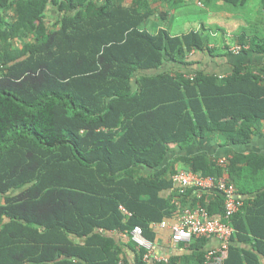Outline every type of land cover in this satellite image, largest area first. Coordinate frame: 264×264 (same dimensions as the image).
Segmentation results:
<instances>
[{"label": "trees", "instance_id": "1", "mask_svg": "<svg viewBox=\"0 0 264 264\" xmlns=\"http://www.w3.org/2000/svg\"><path fill=\"white\" fill-rule=\"evenodd\" d=\"M124 1L0 0V264H129L126 248L144 264L136 226L155 241L153 224L177 218L189 201L205 206L193 189L179 205L161 196L178 172L163 166L171 146L216 135L247 144L264 123L261 74L242 64L223 77L193 69L192 51L214 52L206 34L152 33L143 27L150 1ZM26 37L33 41L15 47ZM170 63L177 68L163 70ZM228 158L226 168L204 154L187 163L239 195L256 194L230 218L225 264H262L264 156ZM207 209L227 221L219 192ZM205 245H189L196 264Z\"/></svg>", "mask_w": 264, "mask_h": 264}, {"label": "crops", "instance_id": "2", "mask_svg": "<svg viewBox=\"0 0 264 264\" xmlns=\"http://www.w3.org/2000/svg\"><path fill=\"white\" fill-rule=\"evenodd\" d=\"M152 5V15L145 20L143 27L152 33L161 29L168 30L172 35H183L190 31L202 32L209 38L210 47L214 50L209 52L192 51L189 60H193L196 70H203L207 76H226L232 72L234 65L242 64L252 68L254 72L264 74V52L251 49V44L257 42L264 45V0H149ZM133 0H125V5H131ZM55 14V13H54ZM245 39L248 47L240 52L233 51L236 45H242ZM32 37L13 41L15 47L23 48L25 42H32ZM174 63L167 64L163 70L176 69ZM193 75V74H192ZM260 129L255 133L252 140L247 144L225 145L224 137L216 135L213 137L197 138L186 147L172 145L163 166L173 163L176 170L193 171L190 169L187 158L197 155H207L212 159L231 156L235 152L257 153L264 156V123L259 125ZM142 173L150 174L155 170L148 167H140ZM215 177V176H206ZM199 200L204 198L205 206L209 205L214 198V190L199 191L193 189ZM164 198L174 196L177 198L176 186L161 192ZM240 197L246 201L254 199L256 194ZM191 201L186 205L190 206ZM198 203H201L199 201ZM246 204V203H245ZM203 205V204H202ZM177 218L167 219V224H174ZM156 231V240L153 241L154 249L144 264H166L157 257H166L168 264H196L194 250L189 247L192 242L176 243L172 240V232L160 223L153 224ZM264 232V227H262ZM111 234L122 239H128V232L111 231ZM134 241V240H133ZM135 242V241H134ZM136 244V242H135ZM220 241L216 237L206 238V245L202 249L209 251L217 248ZM250 249L251 243L241 244ZM264 245V241H263ZM137 246V244H136ZM137 249L138 246H137ZM125 257L129 264H136V253L130 248L125 249ZM173 260V261H172ZM122 263V262H121ZM264 264V257L262 258Z\"/></svg>", "mask_w": 264, "mask_h": 264}, {"label": "built area", "instance_id": "3", "mask_svg": "<svg viewBox=\"0 0 264 264\" xmlns=\"http://www.w3.org/2000/svg\"><path fill=\"white\" fill-rule=\"evenodd\" d=\"M247 48L244 45H236L233 47V51L240 52ZM3 68L4 65L0 62V75ZM261 76L264 79V74H261ZM190 77H193V75H190ZM216 162L219 166L226 168L229 158L228 156L221 157ZM173 180L179 195L174 198L176 205L180 204L181 197L189 189H197L199 191L214 190L222 194L224 197V217L227 221H223L221 217L211 216L207 207L198 203L196 207L183 206L174 224H167L163 221L160 222V225L171 230L172 240L176 243L192 242L198 238L216 237L220 241V245L207 251L202 264H225L232 236L235 233L230 218L245 206L244 200L237 193L236 186L226 179L206 177L199 172L186 170H179L175 173ZM130 234L138 248L146 250L144 259L148 260L151 253H153V241L143 235V229L140 226H136ZM156 260H162L166 264L169 263V259L166 257H157Z\"/></svg>", "mask_w": 264, "mask_h": 264}, {"label": "rangeland", "instance_id": "4", "mask_svg": "<svg viewBox=\"0 0 264 264\" xmlns=\"http://www.w3.org/2000/svg\"><path fill=\"white\" fill-rule=\"evenodd\" d=\"M54 13H55V12L52 10L51 12H49V15H50V14L54 15ZM53 18H54V17H53Z\"/></svg>", "mask_w": 264, "mask_h": 264}]
</instances>
